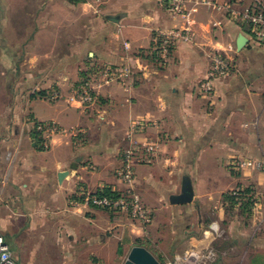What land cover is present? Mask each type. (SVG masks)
<instances>
[{
	"label": "crops",
	"instance_id": "obj_1",
	"mask_svg": "<svg viewBox=\"0 0 264 264\" xmlns=\"http://www.w3.org/2000/svg\"><path fill=\"white\" fill-rule=\"evenodd\" d=\"M163 1L0 0V233L16 256L55 264L54 256L77 255L75 248L113 242L116 256H126V241L115 228L144 229L119 225L107 210L74 207L71 200L80 186L126 189L117 171L135 123L145 125L140 140L160 144L152 164L135 167L137 191L153 220L162 210L180 216L188 234L183 241L174 236L173 246L183 242L185 253L173 249L172 260L182 255L194 262L215 252L220 235L212 226L220 229V223L205 216L222 205L231 163L264 155V46L223 11L197 8L193 42L179 43L170 63L160 66L150 55L156 31L187 24ZM240 36L248 44L238 51ZM211 52L230 56L233 69L206 98L197 87ZM106 69L132 76L97 80L98 104L84 107L74 87ZM55 92L58 97L44 98ZM37 122L75 130L80 139L58 134L45 149L33 137ZM174 196L191 201L172 202Z\"/></svg>",
	"mask_w": 264,
	"mask_h": 264
},
{
	"label": "built area",
	"instance_id": "obj_2",
	"mask_svg": "<svg viewBox=\"0 0 264 264\" xmlns=\"http://www.w3.org/2000/svg\"><path fill=\"white\" fill-rule=\"evenodd\" d=\"M163 4L172 15L184 17L187 24L184 28L172 30L158 29L156 31L150 55L155 57L160 66H167L170 63L172 52L179 43L193 42L194 36L191 24L193 22V11L197 8H206L214 13L223 11L227 14L230 22L249 27L251 40L255 45L264 46V0H231L227 3H221L219 0H164ZM232 69L233 59L230 56L222 52H211L208 74L204 80L199 82L197 87L199 94L206 98L213 97L216 82L221 78L229 76ZM101 75V79L105 81V84L118 81L123 82L132 76L129 70L115 72L111 69L93 74L91 80L87 79L82 82L74 91V93L79 95V100L86 108L91 107L97 101L94 82H97V79ZM56 97H58V92L54 94V98ZM35 129L42 134V137H46L45 139L57 134H69L76 140L80 139V133L75 130H63L56 124L37 122ZM144 129V124L135 123L132 124L127 134L130 145L123 154L121 166L117 172L118 179L126 184L127 187L120 193V196L113 197L101 194L109 188H102L99 191L91 192L87 188L80 186L73 195L71 200L72 206L97 207L113 213L125 214L128 218L141 223L143 226H148L152 222V210L144 206L133 187V184H135L134 165L139 163L150 164L154 158H157L158 153V146L156 144L139 142L134 138L136 134L143 132ZM46 146H48L47 140H45V149L48 148ZM243 163L245 164V162ZM90 169L94 170V167L91 166ZM111 192L117 193L115 190H111ZM212 230L216 236L220 234V229L216 225L212 226ZM214 257L215 253L209 251L207 254L196 258V260L193 259L194 262H192L188 256L176 255L174 264H206V262L212 260ZM0 264H18L1 234Z\"/></svg>",
	"mask_w": 264,
	"mask_h": 264
},
{
	"label": "rangeland",
	"instance_id": "obj_3",
	"mask_svg": "<svg viewBox=\"0 0 264 264\" xmlns=\"http://www.w3.org/2000/svg\"><path fill=\"white\" fill-rule=\"evenodd\" d=\"M51 43H53V46L60 45L59 40H53ZM99 72L102 73V71ZM101 78L102 75L97 80ZM87 79L91 80V72L88 77L84 79V81ZM81 84L76 85L73 91H75L77 86H80ZM94 91L97 97V101L94 104L96 105L98 104L99 100L95 87ZM52 96L54 97L53 94H50L48 96L49 99L52 98ZM75 96L79 98V95L76 93ZM61 129L68 130L65 128ZM139 134L134 136L137 141L151 142L159 147L160 144L158 141L150 139L142 141L139 139ZM53 137L54 136L47 139H45L46 137L44 138V136L42 137L48 141V146H46L48 147L47 149H49L50 142ZM44 139L39 144L45 148ZM125 150L122 153V157ZM154 160L155 158L152 160V163ZM140 164L150 165L139 163L134 165V169L136 165ZM231 164L232 165H230V168H232L234 173L232 174V179L230 182H226V180L224 182L225 191L223 194L222 205L219 208L217 214L205 216L206 219L208 218L214 221L216 220L220 223V237L215 243L214 248L215 257L212 260L206 262V264H264V155L257 158L256 160L247 161L245 164L240 161H233ZM134 183L135 184H133V187L135 192L139 195L144 206L147 207L144 199L141 197L136 188V170ZM124 185L127 187L126 184ZM99 190L101 189H91V192H96ZM122 192L123 191L117 193ZM244 192H248L247 198L239 200L235 207H231L230 202L227 203L225 201L224 196L227 194L240 196V194ZM91 209L101 208L91 207ZM108 212L113 214L112 216L114 217V220H117V224L119 225L124 223L125 225L132 228L144 229V233L141 234L138 231H134L132 233L129 230H123L120 226L115 228V236L118 239L122 238V242L126 241V248L124 247L126 250V256H116L115 251L118 247L116 246V243L113 242L111 245L105 248H91V246L75 248L76 251L78 250V254L74 255L75 257L71 254L54 256V261L57 262L55 264H124L128 253L135 246H142L148 249L160 261V264H174V261L172 260L173 249L174 251L176 250L181 254L185 253L183 242H181L182 244L178 245V247L173 246L176 240V237L174 236H179V240L181 241L185 240V237H188V234H185L186 228L182 223L183 221H179L181 220L180 216L174 217L173 215L163 214L162 210V212L160 211L158 215L154 216V220L152 216L153 223L151 222L148 226H143L141 223L133 221L130 218V220H128L123 216H118V213H113L110 211ZM122 218L124 220H122ZM193 221H195V219H193ZM174 230H176V234H174ZM2 237L4 238L3 235ZM4 241L7 243L5 238ZM11 253L18 264H39L36 263V256L34 255L20 254L19 256H16L13 251H11ZM91 253H94L95 255H91Z\"/></svg>",
	"mask_w": 264,
	"mask_h": 264
},
{
	"label": "water",
	"instance_id": "obj_4",
	"mask_svg": "<svg viewBox=\"0 0 264 264\" xmlns=\"http://www.w3.org/2000/svg\"><path fill=\"white\" fill-rule=\"evenodd\" d=\"M248 44L247 38L240 36L237 41V49L241 51ZM172 202H189L191 197L174 196ZM124 264H160V261L145 247L135 246L129 252Z\"/></svg>",
	"mask_w": 264,
	"mask_h": 264
},
{
	"label": "trees",
	"instance_id": "obj_5",
	"mask_svg": "<svg viewBox=\"0 0 264 264\" xmlns=\"http://www.w3.org/2000/svg\"><path fill=\"white\" fill-rule=\"evenodd\" d=\"M71 1L76 3V2H81L82 0H71ZM151 58L154 62L158 63L155 57L152 56ZM45 97H48V96H44V98ZM33 137L38 141V143H41L43 141L42 134L37 132L36 129L33 132ZM101 194L107 195V196H113V197L120 196V193H112L111 189H106ZM247 195H248V192L241 193L240 196H235L233 194H227L224 196V198L227 203L230 202L231 207H235L236 204H238L239 200L246 199Z\"/></svg>",
	"mask_w": 264,
	"mask_h": 264
}]
</instances>
